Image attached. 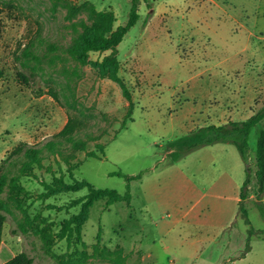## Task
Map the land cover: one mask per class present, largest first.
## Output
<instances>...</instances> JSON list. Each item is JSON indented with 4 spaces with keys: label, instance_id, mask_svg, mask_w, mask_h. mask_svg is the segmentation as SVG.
Masks as SVG:
<instances>
[{
    "label": "rangeland",
    "instance_id": "rangeland-1",
    "mask_svg": "<svg viewBox=\"0 0 264 264\" xmlns=\"http://www.w3.org/2000/svg\"><path fill=\"white\" fill-rule=\"evenodd\" d=\"M130 12V0H0V165L20 144L52 140L72 118L79 146L57 139L62 154L44 151V169L21 184L31 193L27 215L45 220L40 228L52 234L87 194L41 199V181L53 174L69 183L70 166L73 178L95 188L130 192V206L100 200L90 209L82 264H264V197L254 195L260 125L249 136L248 163L224 143L169 161L171 142L244 121L264 105V0H140L139 18L116 49L129 101L95 67L110 51L81 63L66 49L84 35L108 36ZM30 45L39 62L24 67ZM247 167L250 197L241 213ZM26 234L42 264H57L39 236ZM52 249L60 255L75 247L63 240Z\"/></svg>",
    "mask_w": 264,
    "mask_h": 264
},
{
    "label": "trees",
    "instance_id": "trees-1",
    "mask_svg": "<svg viewBox=\"0 0 264 264\" xmlns=\"http://www.w3.org/2000/svg\"><path fill=\"white\" fill-rule=\"evenodd\" d=\"M131 12L127 23L124 26L118 27L115 31L110 32L108 36L102 34L84 35L75 40L67 49L66 52L75 61L85 63L88 54L91 52H106L111 53L103 58L101 62L94 63L95 67L104 75H107L110 80L117 83L122 94L130 101V94L125 83L119 78V61L116 57V49L119 43L122 42L127 32L135 26L139 15L138 6L140 0H130ZM51 50H58L51 47ZM25 61L23 66L30 64L31 61L39 62V58L32 49V46L26 47L23 50ZM2 72L0 71V78ZM41 90H43L41 88ZM49 94L56 99V93L50 89ZM257 131L256 149H255V178L256 188L254 191L255 198L260 200L264 197V105L248 119L244 121H228L221 125H208L193 130L189 134L171 142L169 144V161L176 163L185 158L195 150L211 146L217 143L230 144L236 147L242 160L248 163L249 160V136L251 130L259 126ZM77 124L72 118L63 129L55 135V137L43 144L41 147H31L25 143L20 144L6 157L0 165V244L2 241V231L7 214H11L8 202L15 205V210L22 216V222L18 223V230L23 233L31 231L36 236H39L42 241L43 251L51 253L57 261V264H82L88 258L87 245L82 240V230L89 218L90 209L93 205L103 200L105 204L112 205L117 202H124L130 206L131 194L127 191L125 194H120L112 189L95 188L85 180H77L72 177V167L68 166L67 172L71 182L67 183L64 176L53 174L51 180L41 181L43 192L39 195L41 199L50 197L76 193L86 190L87 194L77 203L80 206L78 213L71 215L69 218L62 221L60 230L56 234H52L46 230V227L40 228L42 224L46 225L45 220L39 222V216L30 219L26 213V201L30 198L31 193L21 184L22 178L34 177L36 169H44L43 162L46 160L45 152L50 154H62L59 151L61 142H72L79 146L74 140V134ZM62 139L61 142L57 139ZM72 144V145H73ZM102 149V146L99 147ZM95 156L94 152L87 153V157ZM250 168L247 167V176L240 190V201L242 213V203L250 197ZM127 181L140 179L141 175L135 177L124 176ZM264 215V207L260 208ZM264 235V231H262ZM66 241L67 248H71L74 244L75 250L73 253L67 252L55 255L53 254L52 245L58 241ZM75 241V242H74ZM80 245L82 250L79 251L76 247ZM249 245V244H248ZM250 246L247 247L249 249ZM7 264H37L34 259L26 253H21L14 257Z\"/></svg>",
    "mask_w": 264,
    "mask_h": 264
},
{
    "label": "crops",
    "instance_id": "crops-1",
    "mask_svg": "<svg viewBox=\"0 0 264 264\" xmlns=\"http://www.w3.org/2000/svg\"><path fill=\"white\" fill-rule=\"evenodd\" d=\"M11 223H14L13 226ZM7 224L9 228L6 227ZM36 249L37 247L31 240L30 235L18 230V223H16L10 214H7V221L3 226L2 241L0 244V264H7L21 253L28 254L34 259L35 263L42 264L41 258H36Z\"/></svg>",
    "mask_w": 264,
    "mask_h": 264
}]
</instances>
